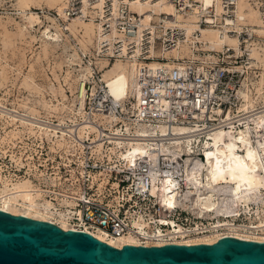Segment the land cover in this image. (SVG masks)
Returning a JSON list of instances; mask_svg holds the SVG:
<instances>
[{
    "label": "built area",
    "instance_id": "built-area-1",
    "mask_svg": "<svg viewBox=\"0 0 264 264\" xmlns=\"http://www.w3.org/2000/svg\"><path fill=\"white\" fill-rule=\"evenodd\" d=\"M169 1L183 16L195 13L199 26L213 27L220 36L238 37L240 52L228 43L220 49L205 48L197 37L190 43L183 27L164 25V20L174 19L166 13L152 21L153 30L142 27L140 15L126 0H65L60 11L48 10L61 28L72 19L92 21L101 37L97 57L139 62L132 94L117 99L101 68L92 63V74L74 102L82 103L83 116L77 109L76 115L68 112L60 117L63 121L40 116L41 126L24 134L33 140L7 136L0 177L10 186L24 178L32 181L33 191L40 194L36 209L49 216L41 220L98 239L99 233L104 237L100 240L110 245L109 241L125 237L134 243L124 244L144 246L199 244L193 243L198 237H218L214 242L224 236L264 241V186L259 201H249L248 191L246 201L229 212L232 202L225 197L231 191L219 187L224 182L214 183L211 199L200 203L188 175L195 159H206L204 150L213 147L217 130L236 133L242 128L258 156L254 173L264 180V100L251 101L241 94L246 89L245 44L254 35L241 31L236 0H223L220 14L214 5L201 1ZM186 42L193 51L190 56L166 55ZM151 49L159 53L152 55ZM80 53L88 61L90 54ZM151 60L156 61L154 66L148 64ZM104 115L111 116V122L103 123ZM178 124H185L188 131L173 133ZM127 125L144 127L147 133L128 131ZM45 129L51 138L65 143L41 138L39 131ZM139 144L144 152L132 151L124 157L126 149ZM196 177L204 179L200 173ZM166 186L177 190L174 197L162 194ZM201 192L209 193L207 188Z\"/></svg>",
    "mask_w": 264,
    "mask_h": 264
},
{
    "label": "bare ground",
    "instance_id": "bare-ground-1",
    "mask_svg": "<svg viewBox=\"0 0 264 264\" xmlns=\"http://www.w3.org/2000/svg\"><path fill=\"white\" fill-rule=\"evenodd\" d=\"M57 1H59L60 3L63 1L62 5L59 8L60 11L65 4V0ZM197 1H201V3L206 5H214L216 13L220 14L224 10L222 5L223 0ZM244 1L245 0H242V2L240 0H236L237 21L240 20L241 31L245 29L249 34H251L252 36L254 35V37L248 40L245 44V49L248 52V64H246V66H243L246 73L245 79L243 81V86H245L246 89L244 90L243 88L241 90V94L244 98L246 96L248 100L254 101V97H251L250 95L252 90H254L256 94H259L256 99H259V96L264 97V34H260L257 30L253 29V25L250 24L249 19L251 21L250 16H254L255 11L248 13V4L245 10ZM20 2L25 3L26 0H20ZM126 2L129 3L131 9L137 11V13L140 15L142 27H150L151 30H153L154 24L152 21L161 19L160 15L162 13H166L168 15H172L174 19L164 20V25H178L180 27H183L186 30V37L187 40L190 41V43L195 37H197L198 41L205 43L203 44V47L205 48L220 49L223 44L228 43L229 45H232L238 52H240L238 37L231 36L226 33L223 36H220L218 35L217 30L213 27L199 26L196 23L197 15L195 13L183 16L180 12H178L177 8L169 0H126ZM195 11H197L196 7ZM258 11L260 12L259 9ZM23 15L31 26H33L35 23L41 22L40 17L34 12H26L24 10ZM47 16L52 18L49 15ZM262 16L264 17V13H261V16H259V18L262 19ZM237 24L239 25V22H237ZM49 29L50 27L47 26L46 32L50 33ZM63 29H68L72 33L82 31L83 36L86 37L88 41H90V43L93 42V47L95 48L94 51L96 50V48L99 50V41L101 37L98 32V26L92 21H84L80 18L72 19L66 24ZM196 30H199L201 33L199 35H195ZM55 31V34L51 35L58 36V31ZM188 43L189 42L183 43L180 47V50L174 49L170 52H167L166 55L168 56L172 54L177 57L190 56L193 51L191 50V45ZM151 53L152 55H157L159 51H157L156 49H151ZM73 56L74 59L78 57L76 52L73 54ZM92 57L95 60L97 59L96 63L100 65L99 67L101 68L102 77L107 82L109 91L117 99L132 94L133 79L137 70V66L139 64L138 61L116 59L114 60V62H109L108 59L106 60L105 58H96V53H92ZM148 64L154 66L156 64V61H148ZM258 64L262 66L260 77L259 79L257 78L256 81L251 82V78H253V76H256L252 71L258 70L259 72L260 70L258 68H252H256ZM80 68L82 69L81 81L79 80L80 82L77 87V93L79 92L83 81L92 74V68L90 66L87 65ZM249 84H252V87H250ZM53 107L54 109H57L56 105H54ZM76 109L78 113L83 116L84 113L81 110V102L79 104V107H77ZM260 120L262 121L261 116L259 117L258 124H260ZM101 121L103 123L106 121L111 122V116L104 115ZM38 126L40 127L41 125L38 124ZM130 129L136 131L139 135H145L147 133V129L137 125H127V130L129 131ZM41 131H44L46 134L48 133L47 135H49L48 129ZM187 131L188 128L185 124H178L173 126V133L175 134L185 133ZM212 140L213 147L204 150L206 159H195L191 174L188 173L189 177H192V179H189V182L194 185L196 189L194 191L196 193V201L200 203H207V201L212 197L211 192L216 187L214 183L218 182L225 183L223 186L222 184L219 185V187H224L225 189H229L231 191V196L225 197V200H231L232 202L231 207L228 209L229 212L236 211V204H239L240 201H246L245 199L247 198L248 191L249 201L252 199H254L255 201H259L261 196L260 187L264 186V180L261 176H257V174L254 173L255 169L259 168V162L256 152L253 151V149L250 147V138L248 137L247 130L241 128L240 130H237L236 133H234L231 129H219L212 135ZM50 141L55 142L58 145H63L65 143V141L61 139H53ZM58 141L62 142L59 144L57 143ZM238 149H243V151L240 152L238 151ZM132 151L144 152L145 147L140 144L132 145V148H128L125 152H123L124 157H126V154L130 155ZM196 173L203 174L204 179H197ZM25 180H29L31 182V185L28 181ZM0 182L2 183L0 185V209L12 214H24L28 217H34L37 219H48V215L42 214L39 209H36V206L40 202V199H38L40 197V194L33 191L34 185L29 178L20 179L12 183L11 186L1 177ZM204 188H207V190L209 191L208 194L201 192V190ZM176 192L177 190L168 188V186H166V188L162 190V194L169 198L174 197ZM251 192H253V195L250 194ZM44 202L48 203L46 200H44ZM61 226L67 229L64 224ZM96 235L100 239L104 240V237L101 234L97 233ZM217 238L218 237H198L193 241V243H213ZM109 243L116 247H120L124 243H134V241L130 237H125L115 241H109Z\"/></svg>",
    "mask_w": 264,
    "mask_h": 264
},
{
    "label": "rangeland",
    "instance_id": "rangeland-1",
    "mask_svg": "<svg viewBox=\"0 0 264 264\" xmlns=\"http://www.w3.org/2000/svg\"><path fill=\"white\" fill-rule=\"evenodd\" d=\"M244 2L245 10L248 4V13L255 11L254 16H250L251 21L249 19L253 29L264 34V17L259 18L264 13V0ZM62 3L63 1L60 3L57 0H26L25 3L20 0H0V112H5L0 113L2 157L5 139H9L7 136H21L29 141L34 139L24 134L26 130L34 132L32 126L41 125L37 121L40 116L60 118L68 112L76 115L75 109L79 106L74 102L81 81L80 67L88 65L93 69L92 63H96L97 59L92 57V53L95 54L93 42L90 43L82 31L72 33L58 26L53 17L47 16L48 10L59 11ZM24 10L37 14L41 22L31 26L24 18ZM47 26L50 27V33L46 32ZM55 30L58 31V36L51 35L55 34ZM80 50L90 54L88 61L82 59ZM75 52L78 55L76 59L73 56ZM260 66L258 64L256 68H252L260 70L252 71L256 76L251 78V82L259 79L262 71ZM250 95L254 97V101L258 100L256 97L259 94L254 90ZM259 99L264 100V97L259 96ZM54 105L57 109H54ZM60 120L63 121L62 118ZM45 134L41 131L39 136L53 140L48 133ZM19 140L16 139L15 142ZM25 181L31 185L29 180Z\"/></svg>",
    "mask_w": 264,
    "mask_h": 264
},
{
    "label": "water",
    "instance_id": "water-1",
    "mask_svg": "<svg viewBox=\"0 0 264 264\" xmlns=\"http://www.w3.org/2000/svg\"><path fill=\"white\" fill-rule=\"evenodd\" d=\"M0 264H264V241L110 245L75 229L0 209Z\"/></svg>",
    "mask_w": 264,
    "mask_h": 264
}]
</instances>
